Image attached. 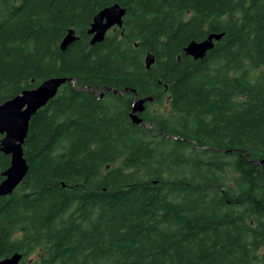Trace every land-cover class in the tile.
<instances>
[{"label":"trees","instance_id":"trees-1","mask_svg":"<svg viewBox=\"0 0 264 264\" xmlns=\"http://www.w3.org/2000/svg\"><path fill=\"white\" fill-rule=\"evenodd\" d=\"M114 3L122 26L91 44ZM51 76L70 81L30 118L0 259L264 264V0H0V103Z\"/></svg>","mask_w":264,"mask_h":264},{"label":"water","instance_id":"water-1","mask_svg":"<svg viewBox=\"0 0 264 264\" xmlns=\"http://www.w3.org/2000/svg\"><path fill=\"white\" fill-rule=\"evenodd\" d=\"M125 8L118 3L108 5L100 9L93 17L88 32L91 34L90 43L94 44L104 39L106 32L112 27H121ZM219 34L210 33L202 40L190 41L184 48L186 54L195 59L203 58L205 53L214 45V39ZM76 36L69 31L60 42V49L64 50ZM154 61L153 56L145 57L146 66ZM70 81L64 76H51L46 78L36 87L23 90L16 96L0 103V150L10 156V165L3 172L4 178L0 181V196L13 192L27 173L28 165L23 156L22 145L28 132L30 118L37 110L54 98L61 85ZM152 97H135L130 111L132 122H141V113L145 109V102ZM258 163H264L260 160ZM22 254L14 252L0 259V264H19Z\"/></svg>","mask_w":264,"mask_h":264},{"label":"flooded vegetation","instance_id":"flooded-vegetation-1","mask_svg":"<svg viewBox=\"0 0 264 264\" xmlns=\"http://www.w3.org/2000/svg\"><path fill=\"white\" fill-rule=\"evenodd\" d=\"M114 28H115V27H112L111 29H114ZM102 96H103V92L98 94V97H99V98H101ZM3 178H4V176H3ZM19 184H20V183H19ZM19 184H18V185H19ZM18 185H17V186H18ZM13 191H14V190H13ZM10 194H11V193H10ZM8 195H9V194H8ZM4 196H6V195H4ZM7 256H8V255H7ZM21 258H22V257H21ZM19 263H20V262H19Z\"/></svg>","mask_w":264,"mask_h":264},{"label":"rangeland","instance_id":"rangeland-1","mask_svg":"<svg viewBox=\"0 0 264 264\" xmlns=\"http://www.w3.org/2000/svg\"><path fill=\"white\" fill-rule=\"evenodd\" d=\"M97 91H99V90H97ZM102 92L104 93V91H100V93H102ZM154 105H155V104H154ZM151 108H153V106H152ZM151 108H150V109H151ZM31 256H32V255H31Z\"/></svg>","mask_w":264,"mask_h":264}]
</instances>
